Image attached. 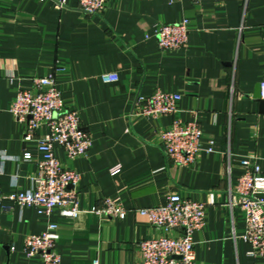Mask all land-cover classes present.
I'll return each instance as SVG.
<instances>
[{
	"label": "crops",
	"instance_id": "1",
	"mask_svg": "<svg viewBox=\"0 0 264 264\" xmlns=\"http://www.w3.org/2000/svg\"><path fill=\"white\" fill-rule=\"evenodd\" d=\"M65 1L59 8L55 0H0V163L2 153L12 157L2 163L0 195L29 189L41 158L33 141H23L11 100L34 77L52 73L63 103L77 108L92 138L75 158L54 148L79 174L81 212L63 217L55 208L43 215L4 200L0 264H42L25 255L23 241L49 221L57 223L61 264H137L138 241L169 231L151 227L136 209L164 204L173 193L207 203L204 224L193 234L195 264H264L247 254L244 213L228 204L229 189L247 168L264 172V0H109L98 15ZM183 19L186 45L160 49L156 25ZM103 73L117 80L105 82ZM156 90L181 94L175 114H131L137 94ZM175 116L195 119L202 146L212 149L185 166L168 162L161 145L159 130ZM46 133L45 125L36 131ZM104 197L127 209L123 219L91 211Z\"/></svg>",
	"mask_w": 264,
	"mask_h": 264
},
{
	"label": "built area",
	"instance_id": "2",
	"mask_svg": "<svg viewBox=\"0 0 264 264\" xmlns=\"http://www.w3.org/2000/svg\"><path fill=\"white\" fill-rule=\"evenodd\" d=\"M109 0H76V7L86 15L101 14ZM195 3L200 0H190ZM222 1V0H216ZM59 8L66 7L65 0H55ZM157 45L162 50L179 49L188 39L187 20L159 23L153 30ZM264 49V28L262 29ZM105 82L117 80L115 73H103ZM260 97L264 100V78L259 81ZM181 98L178 92L156 90L148 96L137 94L131 114L147 118H159L175 114ZM9 112L22 125L23 141H33L41 152L37 171L31 177V187L13 190L0 195V207L4 200L19 206L32 205L39 214L49 215L57 208L63 217H75L81 212L78 203L79 174L63 164L54 153L56 145L68 158L84 155L92 144V138L81 124L77 108L63 103L60 91L55 86L54 74L34 77L30 87L20 88L13 96ZM40 125L47 127L46 134H36ZM202 130L195 119L182 120L178 116L159 130L163 153L168 162L185 166L192 164L204 148ZM12 158L1 154L0 176L3 161ZM119 166H113L116 172ZM229 207H239L244 213L245 230L242 241L249 245L247 254L264 258V172L259 165L247 168L229 189ZM212 202V198L209 199ZM207 203L169 195L164 204L140 207L136 211L148 218L151 227L169 231L137 243L140 258L137 264H195L193 234L204 224ZM91 211L101 218L123 219L127 209L110 197L103 198L101 207L92 206ZM57 223L49 221L38 234L24 237L23 251L27 256H39L42 264H61L56 250L58 241ZM97 264V260L93 261Z\"/></svg>",
	"mask_w": 264,
	"mask_h": 264
},
{
	"label": "water",
	"instance_id": "3",
	"mask_svg": "<svg viewBox=\"0 0 264 264\" xmlns=\"http://www.w3.org/2000/svg\"><path fill=\"white\" fill-rule=\"evenodd\" d=\"M258 92H259V90H258ZM258 94H259V93H258ZM260 103L263 104V103H264V100H261V99H260Z\"/></svg>",
	"mask_w": 264,
	"mask_h": 264
}]
</instances>
